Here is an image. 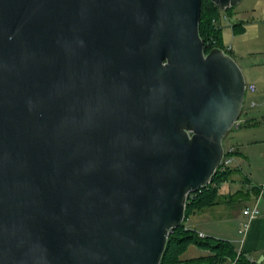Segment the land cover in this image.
I'll return each mask as SVG.
<instances>
[{"label":"water","instance_id":"obj_1","mask_svg":"<svg viewBox=\"0 0 264 264\" xmlns=\"http://www.w3.org/2000/svg\"><path fill=\"white\" fill-rule=\"evenodd\" d=\"M202 3L0 0V264L162 263L247 94Z\"/></svg>","mask_w":264,"mask_h":264},{"label":"crops","instance_id":"obj_2","mask_svg":"<svg viewBox=\"0 0 264 264\" xmlns=\"http://www.w3.org/2000/svg\"><path fill=\"white\" fill-rule=\"evenodd\" d=\"M250 1L252 3L250 9L254 12L253 15H256V12L261 8L259 4H263L264 0ZM245 13L246 12L240 10L238 13L235 12V20L237 19L244 24V31L242 34H235L232 28H225L223 32L224 45L232 52L235 60H237V55L239 56L246 50L264 52V32L261 34L262 31H264V21L256 19L255 17H253L251 21H246V19L243 18ZM248 26H252V29H254L253 38L256 37V39L255 41L249 40L247 43H244L243 46V42L241 41L239 44L237 39L244 37L246 33H248ZM252 85L256 87V90L251 93L257 94L255 98L261 100L260 96H264V84H262L261 81L255 80ZM253 107L255 108L257 106L253 105ZM260 118V115L255 114V116H252L247 114L245 118L249 122L247 128L259 127L258 125L263 122ZM252 123H256V125L251 126ZM260 132L264 134V127ZM238 133L243 132L239 129ZM257 133L259 132L254 130L252 139L250 140L252 144L262 142L257 139ZM229 134L227 137H229ZM235 143L236 144L230 142L229 145H227L229 150L232 149L233 152H235V159L231 164L233 174L228 181L220 186L219 195L222 196L220 203L190 215L185 225L188 229L196 231L199 235L203 234L204 238L214 237L216 239L227 240L235 246L238 252L244 253L250 260L264 264V204H262L261 209L259 208V215L249 222L247 229L244 230V226L248 221L247 216L244 215V210L253 207L255 204H258L259 207L260 199L262 195H264V188L256 182L253 173H251V175L245 174L244 164L246 165V163H248L250 166L249 168L261 171L263 168L258 167L259 164L253 162V158L255 155L254 159H257L258 153L264 160V148L258 152L256 146L250 145V151L254 150L256 152H249L247 155V153H245V148H243L244 142L236 140ZM233 164L235 166H233ZM194 247L195 246H191L184 254V260L196 259L208 255L206 251L198 250V252H196V250H193L196 249ZM188 253L190 254L188 255Z\"/></svg>","mask_w":264,"mask_h":264},{"label":"trees","instance_id":"obj_3","mask_svg":"<svg viewBox=\"0 0 264 264\" xmlns=\"http://www.w3.org/2000/svg\"><path fill=\"white\" fill-rule=\"evenodd\" d=\"M235 9V8H234ZM234 9L221 12L211 2L203 0L202 14L200 22V34L204 41L206 53L208 54L213 48L219 47L227 51L232 57V52L224 45L223 27L221 26L224 17L228 18L235 34H242L244 24L237 19L233 22ZM244 111V109H243ZM243 113V112H242ZM226 157H234L235 152L229 153L225 148ZM219 168L214 176L212 183L205 189L193 193L186 207V220L190 215L199 212L205 208L216 206L220 203L221 197L219 189L222 184L229 180L233 174L232 167L226 170ZM185 220V222H186ZM191 246H195L208 253L207 256L191 260H184L183 256ZM260 264L250 260L244 253L238 252L235 246L227 241L216 239L214 237L201 238L200 235L186 227L185 223L179 228L173 230L170 234L167 249L161 264Z\"/></svg>","mask_w":264,"mask_h":264},{"label":"rangeland","instance_id":"obj_4","mask_svg":"<svg viewBox=\"0 0 264 264\" xmlns=\"http://www.w3.org/2000/svg\"><path fill=\"white\" fill-rule=\"evenodd\" d=\"M252 3L250 0H243L240 5H238L236 7V9H234V16H235V12L238 13L239 10L240 11H244L246 12L243 15V18L246 19V21H251V19L253 17H255L256 19L262 20L264 21V3H260L259 5L261 6L260 10L256 12V15L251 11L250 7H251ZM235 19V18H233ZM232 19V20H233ZM221 26L223 27V32L225 28H232L231 27V23L229 21H222ZM233 30V29H232ZM254 29H252V26H248V33H246V35L244 37H240L237 40L240 42L242 41V45L244 46V43H247L249 40L251 41H255L256 37H254ZM264 31H262L261 34H263ZM240 35V34H237ZM231 42V41H230ZM248 49V48H247ZM238 56V55H237ZM236 56V62L238 63V65L240 66V68L242 69L247 85L250 86L252 85L253 81H261L262 84H264V52L262 51H252V50H246L244 51L242 54H240L238 57ZM260 96V95H259ZM257 94H253L250 91L247 92L246 94V99H245V104H244V111L237 123V125L229 132V137H225L224 139V147L226 149L227 145H229V143H235L236 140L244 142V146L243 148H245V153H247V155L250 153H254L256 151L251 150L250 151V145H254L258 148V152L260 150H263L262 148H264V134L262 132H260L262 130V128L264 127V96H260L261 100H258L257 98ZM253 105H256L257 107H253ZM261 113V114H260ZM248 115H252L255 116L256 115H260V119L263 121L262 124L258 125L259 127H249V122L245 119L246 116ZM241 125V126H239ZM256 123H252L251 126H255ZM241 130L243 133H238V130ZM254 130H256L258 135H257V139H259V141H262L261 143H257V144H252V142L250 141L252 139V135L254 133ZM247 134H251V135H247ZM255 137V136H254ZM254 139V138H253ZM255 158V155H254ZM253 158V162H256V164H259L258 167H262L263 169H261V171L259 170H254V168H249L250 166L248 165V163H246V165L244 164V171L245 174L251 175V173H253V177H255L254 179L256 180V182L259 183V185L264 186V160L262 159V157H260V155L257 153V159ZM235 159V157L232 158V161ZM254 164V163H253ZM262 164V165H261ZM233 166H235L233 164ZM263 175V176H262ZM262 176V177H260ZM262 202V203H261ZM262 204H264V195H262L260 202H259V208H262ZM196 249V252H198V250L200 251V249H198L197 247H194ZM190 253H188L189 255ZM187 256V254H186Z\"/></svg>","mask_w":264,"mask_h":264},{"label":"built area","instance_id":"obj_5","mask_svg":"<svg viewBox=\"0 0 264 264\" xmlns=\"http://www.w3.org/2000/svg\"><path fill=\"white\" fill-rule=\"evenodd\" d=\"M224 20L225 21H228V18L225 16L224 17ZM255 90H256V87L254 85H250V86L247 85V92L248 91L254 92ZM232 152H233V150L230 149L229 150V153H232ZM231 164H232V157H226V154H225V158L223 160V168H222V170H226V168L227 167H230ZM263 188H264V186H263ZM244 215L247 216V218H248V221H247V223L244 226V230H245V229H247L249 222H251L254 218H256L259 215V207H258V204H255L251 208H246L244 210ZM200 237L201 238H204V235L203 234H200Z\"/></svg>","mask_w":264,"mask_h":264}]
</instances>
